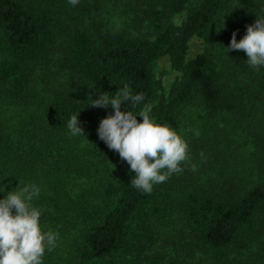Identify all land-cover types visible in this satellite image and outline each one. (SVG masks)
I'll use <instances>...</instances> for the list:
<instances>
[{
	"label": "trees",
	"instance_id": "trees-1",
	"mask_svg": "<svg viewBox=\"0 0 264 264\" xmlns=\"http://www.w3.org/2000/svg\"><path fill=\"white\" fill-rule=\"evenodd\" d=\"M261 16L264 0H0V199L39 186L59 234L44 264H264V67L227 51ZM125 85L145 97L129 110L151 104L189 145L151 193L107 167L97 130L114 111L89 107Z\"/></svg>",
	"mask_w": 264,
	"mask_h": 264
},
{
	"label": "clouds",
	"instance_id": "clouds-1",
	"mask_svg": "<svg viewBox=\"0 0 264 264\" xmlns=\"http://www.w3.org/2000/svg\"><path fill=\"white\" fill-rule=\"evenodd\" d=\"M69 3L76 6L79 0H69ZM185 15L177 14L173 23L179 26ZM236 35L233 32L227 51H243L251 68L264 67V16L257 17L252 25L247 26L246 35L239 42ZM98 97L89 107H111L114 111L100 121L99 139L130 165L135 173L131 187L151 193L154 185L164 183L173 174L184 170L182 165L190 159L186 140L169 125L156 123L150 115L151 104H144L138 113L129 110V104L135 108L144 101L143 93L134 95L125 85L114 95L100 92ZM122 104L127 111H121ZM138 116L142 122H138ZM78 117L79 114L72 115L67 128L72 136L85 137ZM192 170H196L195 165ZM40 191L35 184L23 187L19 184L0 199V264H44L45 253L56 247L59 234L42 228V210L33 204Z\"/></svg>",
	"mask_w": 264,
	"mask_h": 264
},
{
	"label": "rangeland",
	"instance_id": "rangeland-1",
	"mask_svg": "<svg viewBox=\"0 0 264 264\" xmlns=\"http://www.w3.org/2000/svg\"><path fill=\"white\" fill-rule=\"evenodd\" d=\"M202 39L201 38H195L192 42H191V46H190V51L189 54L190 55H194L197 52L201 51V47H202ZM155 70L156 71H160V70H166L167 71V75L165 76V84H169L171 79L173 78L174 74L170 71V67H169V63L167 58H163L160 61H158L155 64ZM108 164L107 167H110L112 173L118 172L120 170L121 167H125L127 165H129L126 161H123L119 154H113L110 158H108ZM115 168H114V166Z\"/></svg>",
	"mask_w": 264,
	"mask_h": 264
}]
</instances>
